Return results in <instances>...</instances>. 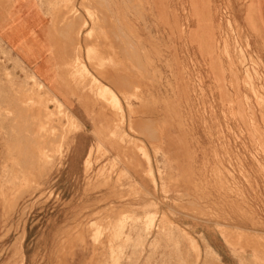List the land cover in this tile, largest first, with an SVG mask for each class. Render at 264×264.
Instances as JSON below:
<instances>
[{
  "label": "rangeland",
  "instance_id": "rangeland-1",
  "mask_svg": "<svg viewBox=\"0 0 264 264\" xmlns=\"http://www.w3.org/2000/svg\"><path fill=\"white\" fill-rule=\"evenodd\" d=\"M190 1L49 4L78 20L58 78L79 122L30 76L0 264H264V50L247 0Z\"/></svg>",
  "mask_w": 264,
  "mask_h": 264
},
{
  "label": "crops",
  "instance_id": "crops-1",
  "mask_svg": "<svg viewBox=\"0 0 264 264\" xmlns=\"http://www.w3.org/2000/svg\"><path fill=\"white\" fill-rule=\"evenodd\" d=\"M196 1H190L194 15L200 10ZM51 2L0 0V161H29L31 75L70 112L58 77L63 59L74 47L78 20L63 22L61 6L51 7ZM245 20L259 36L258 49L264 50V0H247ZM197 34L193 31L191 37L195 39ZM10 155L22 157H7ZM88 156L89 151L86 159Z\"/></svg>",
  "mask_w": 264,
  "mask_h": 264
},
{
  "label": "bare ground",
  "instance_id": "bare-ground-1",
  "mask_svg": "<svg viewBox=\"0 0 264 264\" xmlns=\"http://www.w3.org/2000/svg\"><path fill=\"white\" fill-rule=\"evenodd\" d=\"M85 68H86V66H85ZM31 78L32 79H34V81H35V78H34V76L33 75H31ZM119 80V79H118ZM37 83V85L40 87V89H42V90H44V92H45V94H46V96L47 97H49V92L43 87V85L41 84V83H39V82H36ZM101 91H103V87L101 88ZM111 92V91H110ZM102 93V92H101ZM112 93V92H111ZM113 94V93H112ZM52 95V94H51ZM47 97H45L44 99H46L47 100ZM38 98V97H37ZM52 98V101H55V99H54V97H51ZM50 99V98H49ZM48 99V100H49ZM39 100V99H38ZM37 100V101H38ZM47 100V101H48ZM44 102V101H43ZM46 102V101H45ZM49 102V101H48ZM57 102H60V101H57ZM44 104H46V103H44ZM43 107H44V105H43Z\"/></svg>",
  "mask_w": 264,
  "mask_h": 264
}]
</instances>
